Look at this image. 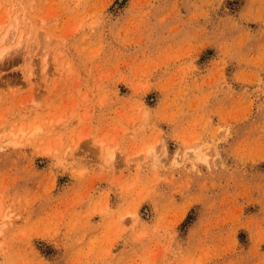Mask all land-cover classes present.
Returning a JSON list of instances; mask_svg holds the SVG:
<instances>
[{
	"label": "rangeland",
	"instance_id": "1",
	"mask_svg": "<svg viewBox=\"0 0 264 264\" xmlns=\"http://www.w3.org/2000/svg\"><path fill=\"white\" fill-rule=\"evenodd\" d=\"M5 33L0 264H264V0H0Z\"/></svg>",
	"mask_w": 264,
	"mask_h": 264
},
{
	"label": "bare ground",
	"instance_id": "2",
	"mask_svg": "<svg viewBox=\"0 0 264 264\" xmlns=\"http://www.w3.org/2000/svg\"><path fill=\"white\" fill-rule=\"evenodd\" d=\"M9 31H10V30H9ZM11 31H13V30H11ZM15 32H16V31H14L13 33L15 34ZM11 34H12V33H11ZM3 35H4V34H3ZM15 35H16V34H15ZM19 36H20V34H19ZM14 37H15V36H14ZM21 37H23V36H21ZM19 38H20V37H19ZM12 39H13V36H10L8 33H7V34L5 33L4 37H2V39H1V41H0V44H1V43H3V44L9 43L10 40H12ZM17 39H18V38H17ZM13 40H14V39H13ZM18 41H19V39H18ZM21 41H22V38H21ZM21 41H20V42H21ZM3 44H1V45H3ZM19 45H20V44H19ZM18 47H19V46H18ZM4 48H5V47H4ZM6 48H7V47H6ZM4 52L6 53V52H8V50L6 51V49H3V52H2V53H1V51H0V53H1V54H0V58H3V57L5 56V55H4V54H5Z\"/></svg>",
	"mask_w": 264,
	"mask_h": 264
}]
</instances>
